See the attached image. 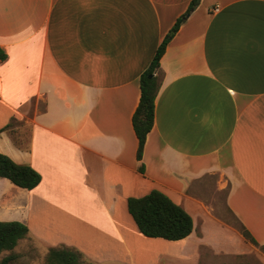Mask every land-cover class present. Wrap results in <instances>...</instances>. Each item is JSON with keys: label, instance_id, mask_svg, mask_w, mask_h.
Instances as JSON below:
<instances>
[{"label": "crops", "instance_id": "obj_1", "mask_svg": "<svg viewBox=\"0 0 264 264\" xmlns=\"http://www.w3.org/2000/svg\"><path fill=\"white\" fill-rule=\"evenodd\" d=\"M189 2L0 0V153L41 176L0 191L9 220L49 247L79 244L47 234L41 213L90 224L81 248L95 264H237L257 245L215 214L224 189V207L264 244V0H199L159 60L136 159L140 74ZM152 189L190 214L186 237L139 232L127 198Z\"/></svg>", "mask_w": 264, "mask_h": 264}, {"label": "trees", "instance_id": "obj_2", "mask_svg": "<svg viewBox=\"0 0 264 264\" xmlns=\"http://www.w3.org/2000/svg\"><path fill=\"white\" fill-rule=\"evenodd\" d=\"M198 2L199 0H190L185 12L175 19L157 46L148 66L140 74L139 101L131 117L133 130L137 138L135 154L137 160L142 158L146 135L153 125L154 101L160 84L158 76L159 60L169 40ZM0 58H4V54L1 51ZM143 169V164H140L139 170L143 171ZM0 178H5L18 187L31 189L39 183L41 176L30 165L17 163L6 154L0 153ZM127 211L139 232L147 237L178 240L186 237L193 228L190 214L158 189H152L142 196L128 197ZM234 220L233 225L239 229L244 239L264 251V244L259 245L251 233L236 218ZM27 233L28 227L23 221L0 220V253L2 251H12L18 240L25 237ZM14 257L15 255L10 252L0 259V264H8ZM42 264L95 263L84 262L78 250L63 245L50 247Z\"/></svg>", "mask_w": 264, "mask_h": 264}, {"label": "rangeland", "instance_id": "obj_3", "mask_svg": "<svg viewBox=\"0 0 264 264\" xmlns=\"http://www.w3.org/2000/svg\"><path fill=\"white\" fill-rule=\"evenodd\" d=\"M214 177V176H213ZM212 177V178H213ZM3 184L4 186H2ZM10 190H18L24 191V189H21L12 183H10L8 180L0 178V191L5 193V196L9 194ZM226 190L217 191L214 194L213 197V204L215 207V214L223 220V222L231 225L232 227L234 220V216L224 207V194ZM5 196H2L0 198H3V200L0 199V220H9V210L5 209V203L4 199ZM42 218H45L46 221L51 222V229L46 230L47 234L50 233H57V237L62 238L66 242L73 241L74 243H77L79 245L70 244L64 246L72 247L76 250H78L81 253V258L84 262H91L93 263L89 258L88 255L82 250L81 246L84 247V250L89 248V245L84 243V240L86 237L91 236L93 229L90 226V224L81 223L76 224L74 222L68 223H60L57 218L58 216L49 213V214H43L41 213ZM57 219V220H56ZM57 221V223H56ZM237 221V220H236ZM58 226L61 229L53 230L55 227ZM46 233V232H45ZM130 243V242H129ZM61 245V246H63ZM75 245V246H74ZM131 246L132 253H135L134 250V244H129ZM53 246V245H52ZM49 245L46 244V242H43L39 240L37 237L31 235V233H28L25 237L18 240L16 246L12 251H2L0 253V259L12 252L15 257L8 263V264H42L44 262L45 256L48 252ZM162 250H165V248H162ZM152 252V251H151ZM244 257H241L237 264H263L261 257L264 256V251L260 250L258 246L253 247V250L248 255H243ZM136 257V253H135ZM158 262L156 264H166V260L164 257L159 256ZM240 255H238V258ZM108 264H123L119 262L115 263H108ZM124 264H131L130 262H126Z\"/></svg>", "mask_w": 264, "mask_h": 264}, {"label": "built area", "instance_id": "obj_4", "mask_svg": "<svg viewBox=\"0 0 264 264\" xmlns=\"http://www.w3.org/2000/svg\"><path fill=\"white\" fill-rule=\"evenodd\" d=\"M1 59V58H0Z\"/></svg>", "mask_w": 264, "mask_h": 264}]
</instances>
